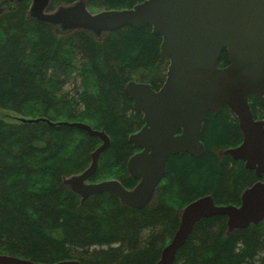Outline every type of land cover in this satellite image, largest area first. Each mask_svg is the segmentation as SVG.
Listing matches in <instances>:
<instances>
[{
	"label": "trees",
	"instance_id": "1",
	"mask_svg": "<svg viewBox=\"0 0 264 264\" xmlns=\"http://www.w3.org/2000/svg\"><path fill=\"white\" fill-rule=\"evenodd\" d=\"M77 0H49L47 11ZM89 11L119 10L143 0H85ZM30 0H0V254L35 263L155 264L179 223L180 210L210 195L238 205L257 181L240 159L219 153L240 144L235 115L208 112L204 153L171 155L153 199L140 209L111 193L81 200L64 180L83 172L102 141L77 124L102 131L109 145L89 182L117 179L132 188L126 162L138 149L128 136L143 125L125 91L129 81L158 89L168 61L150 26L125 25L99 36L64 31L29 15ZM228 64L225 49L218 66ZM254 118L262 106L248 99ZM171 264H264V220L231 231L225 215L199 220Z\"/></svg>",
	"mask_w": 264,
	"mask_h": 264
},
{
	"label": "water",
	"instance_id": "2",
	"mask_svg": "<svg viewBox=\"0 0 264 264\" xmlns=\"http://www.w3.org/2000/svg\"><path fill=\"white\" fill-rule=\"evenodd\" d=\"M48 3L30 0L29 15L64 31L84 29L99 36L125 25L135 29L150 26L151 33L161 37L160 54L168 61L158 89L134 80L125 85L143 122L128 136L138 150L128 158L126 169L137 183L126 188L117 179L88 181L109 139L102 131L79 123V128L97 136L102 144L91 153L87 169L64 180L71 191L81 200L111 193L131 208L147 206L165 175L168 158L184 153L199 158L205 150L200 135L206 114L227 107L237 118L242 140L225 149L223 155L242 160L258 179L243 190L238 205H216L210 195L185 205L176 231L155 264H171L202 218L225 215L229 231L264 220V0H143L132 7L94 13L87 9L85 0L53 11L46 10ZM223 49L228 64L220 67ZM251 95L262 106L260 118L251 112ZM0 264L44 263L0 254ZM52 264L81 263L63 260Z\"/></svg>",
	"mask_w": 264,
	"mask_h": 264
},
{
	"label": "rangeland",
	"instance_id": "3",
	"mask_svg": "<svg viewBox=\"0 0 264 264\" xmlns=\"http://www.w3.org/2000/svg\"><path fill=\"white\" fill-rule=\"evenodd\" d=\"M90 12L94 13L93 11H90ZM56 27L61 29L59 25H56ZM0 118H3V119L8 120V121H18V120L23 119V117L18 115V114H13L11 112H8V111L2 110V109H0ZM221 153H223V151ZM107 180H110V179H107Z\"/></svg>",
	"mask_w": 264,
	"mask_h": 264
},
{
	"label": "flooded vegetation",
	"instance_id": "4",
	"mask_svg": "<svg viewBox=\"0 0 264 264\" xmlns=\"http://www.w3.org/2000/svg\"><path fill=\"white\" fill-rule=\"evenodd\" d=\"M219 153H221V152H219Z\"/></svg>",
	"mask_w": 264,
	"mask_h": 264
}]
</instances>
